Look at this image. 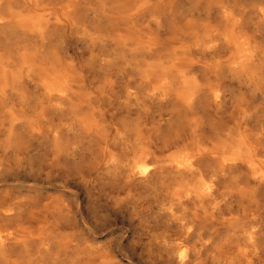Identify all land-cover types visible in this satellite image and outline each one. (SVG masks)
I'll return each instance as SVG.
<instances>
[{
	"label": "bare ground",
	"instance_id": "6f19581e",
	"mask_svg": "<svg viewBox=\"0 0 264 264\" xmlns=\"http://www.w3.org/2000/svg\"><path fill=\"white\" fill-rule=\"evenodd\" d=\"M30 153L133 185L154 264H264V0H0V189ZM62 220L1 190L0 264H115Z\"/></svg>",
	"mask_w": 264,
	"mask_h": 264
},
{
	"label": "rangeland",
	"instance_id": "374dc122",
	"mask_svg": "<svg viewBox=\"0 0 264 264\" xmlns=\"http://www.w3.org/2000/svg\"><path fill=\"white\" fill-rule=\"evenodd\" d=\"M2 191L22 194L40 203L57 202L62 213V236L83 243L113 259L115 264H154L156 246L140 234L133 210V185L105 186L91 164H50L31 153L11 162ZM39 201V202H38ZM50 223L55 222L49 217Z\"/></svg>",
	"mask_w": 264,
	"mask_h": 264
}]
</instances>
